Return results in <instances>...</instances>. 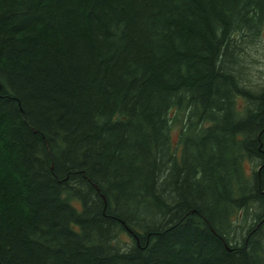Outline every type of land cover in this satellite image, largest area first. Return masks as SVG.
<instances>
[{"label": "trees", "instance_id": "1", "mask_svg": "<svg viewBox=\"0 0 264 264\" xmlns=\"http://www.w3.org/2000/svg\"><path fill=\"white\" fill-rule=\"evenodd\" d=\"M263 27L264 0H0V260L264 264Z\"/></svg>", "mask_w": 264, "mask_h": 264}, {"label": "rangeland", "instance_id": "2", "mask_svg": "<svg viewBox=\"0 0 264 264\" xmlns=\"http://www.w3.org/2000/svg\"><path fill=\"white\" fill-rule=\"evenodd\" d=\"M243 58L246 60L245 68H242V78L248 87L251 89L258 91L264 87V27H263V35L257 43L252 44L250 47L246 48ZM240 108L245 106V102H240ZM181 117V116H180ZM184 122V121H183ZM183 125L182 121L176 122L173 125L172 129V140L174 147H177V150L180 151L181 143H180V131L181 126ZM255 167L252 162L246 160L245 168L248 171ZM125 241L131 242L130 238L127 235L123 237ZM127 245L128 243H124Z\"/></svg>", "mask_w": 264, "mask_h": 264}, {"label": "water", "instance_id": "3", "mask_svg": "<svg viewBox=\"0 0 264 264\" xmlns=\"http://www.w3.org/2000/svg\"><path fill=\"white\" fill-rule=\"evenodd\" d=\"M0 264H4V263L0 260Z\"/></svg>", "mask_w": 264, "mask_h": 264}]
</instances>
